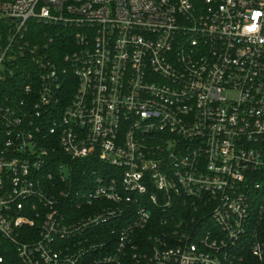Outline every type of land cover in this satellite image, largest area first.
Listing matches in <instances>:
<instances>
[{
  "label": "built area",
  "instance_id": "1",
  "mask_svg": "<svg viewBox=\"0 0 264 264\" xmlns=\"http://www.w3.org/2000/svg\"><path fill=\"white\" fill-rule=\"evenodd\" d=\"M263 222L264 0H0V264L261 260Z\"/></svg>",
  "mask_w": 264,
  "mask_h": 264
},
{
  "label": "trees",
  "instance_id": "2",
  "mask_svg": "<svg viewBox=\"0 0 264 264\" xmlns=\"http://www.w3.org/2000/svg\"><path fill=\"white\" fill-rule=\"evenodd\" d=\"M80 171L81 170L78 169L77 178L79 179L81 178ZM259 238L263 244V258L260 260L257 256L252 254V252L250 251V242L247 241L244 244L245 248L239 252L242 257L240 259H237L233 264H264V222L259 231Z\"/></svg>",
  "mask_w": 264,
  "mask_h": 264
}]
</instances>
